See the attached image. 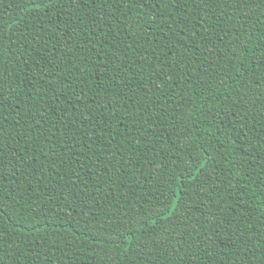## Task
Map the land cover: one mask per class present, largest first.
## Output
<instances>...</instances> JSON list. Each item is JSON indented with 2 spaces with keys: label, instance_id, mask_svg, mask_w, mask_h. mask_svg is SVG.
Instances as JSON below:
<instances>
[{
  "label": "trees",
  "instance_id": "obj_1",
  "mask_svg": "<svg viewBox=\"0 0 264 264\" xmlns=\"http://www.w3.org/2000/svg\"><path fill=\"white\" fill-rule=\"evenodd\" d=\"M101 7L105 20L97 29L96 39L103 41V46L98 45L81 59L76 56L77 49L82 51L85 41L91 40L85 25L96 26L98 12L91 5L77 6L70 12L67 4L57 9L60 15L49 18L48 35L44 36L38 32L39 26L28 20L31 14L25 15L17 6V0H0V19L13 25L3 27L0 41L7 102L0 121L7 116L2 126L19 141L15 155L7 153L12 163L4 169L3 193L9 213H14L17 201L19 207L25 202L32 205L28 226L40 221L41 228L27 235L17 234L19 241L14 235L6 236L0 246V264H264V240L259 238L264 233V201L259 197L264 189L260 98L246 97L251 112L247 120L242 118L244 109L237 116L224 115L230 104L229 93L231 99L243 95L241 81L253 69L259 71L257 65L264 58L261 9L254 5L249 14L246 4L222 0L213 5L220 13L218 17L209 14L211 19H201L204 12L195 9L179 22L173 7L154 8L152 0L146 8H133L132 17L127 16L129 6L116 0H107ZM237 9L241 17L248 15L243 24L237 19ZM78 14L85 19H77ZM73 26L76 35L70 34ZM37 42L39 51L35 50ZM233 51L231 63L240 69L235 72L233 68L230 73L235 80L225 77L223 70ZM222 77L226 84L219 90L213 88L204 96L195 94ZM54 96L60 98L59 104ZM189 98L191 102L182 107ZM208 109L216 113L208 116L211 127L201 116ZM20 117L33 123L22 134L15 127ZM38 119L41 124L37 129ZM222 121L252 139L241 142L234 133L227 138L222 135L221 145L214 132L223 128ZM193 127L195 131L190 134ZM8 142H12L11 137ZM189 152L194 158L200 157L201 163L207 161L211 195L204 177L193 187L195 170L178 180L174 193L182 185L194 194L201 189L203 192L194 195V203L181 197L177 218L188 227L177 230L183 235L176 237L170 229L164 236L159 228L168 225L161 220L156 236L169 243L158 249L151 247L145 241L153 231L152 222L146 221L149 233H143L137 213L147 217L143 209L160 206L161 193L169 190L168 179L183 172L181 162H187ZM21 153L30 160L33 156L39 159L25 165L19 158ZM51 161L55 163L49 167ZM17 170L20 191L14 190ZM40 197L45 203H40ZM166 198L177 203L175 195ZM171 203L168 212H172ZM209 209L216 214L214 227L205 223ZM33 215L35 220H31ZM57 224L63 225L59 232ZM128 224L134 226L131 232L126 231ZM116 225L120 226L119 239ZM192 236L198 242L194 243ZM17 242L19 247L14 246Z\"/></svg>",
  "mask_w": 264,
  "mask_h": 264
},
{
  "label": "snow or ice",
  "instance_id": "obj_2",
  "mask_svg": "<svg viewBox=\"0 0 264 264\" xmlns=\"http://www.w3.org/2000/svg\"><path fill=\"white\" fill-rule=\"evenodd\" d=\"M222 2V0H152V6L154 8L160 9L161 5H163L164 8H168L169 6L173 7L176 12L177 20L179 22H182L186 17L187 13L191 10L198 9L200 11L204 12V17H201V19H211V16H216L218 17L220 15L219 12H215L213 10V5H218ZM229 3H232L234 5H240L244 6L245 4L249 7V14H251L253 6H258L261 11H260V17H264V0H228ZM107 0H17V6L22 7L24 10L25 15H28L29 13L31 15H28V20L32 22L33 26H39L38 32L43 33L44 36H47V29L49 27V18L55 14V16H59L60 12L57 11V9H62L64 8V5L67 4L69 6V12L74 10L75 7L80 6V7H87L89 5L92 6V8H95L98 12V15L96 16L94 23L96 24L95 27L91 25H85V27L89 28V31L91 33V40H86L85 43L82 45V51L81 49H77L76 51V56L80 57L83 59L84 55L87 53H90L91 51H94L97 49L98 45L103 46V41L97 40V29L99 28V25L104 23L105 16H104V10L101 7L102 4H106ZM117 4H126L129 7L126 9L127 11V16L132 17V9L133 8H146L149 5V0H116ZM205 9L207 11H205ZM116 11H120L119 8L116 9ZM69 12L64 13L66 16L69 15ZM211 14V16L209 15ZM236 15L237 19L241 24L244 23L246 19H248V15H245L243 17L240 16L239 10H236ZM139 16V13L137 14V18ZM79 20H84L85 17L82 15H77L76 17ZM23 20V17L21 18ZM231 19V17H229ZM177 20H174L173 22H177ZM71 23V21H69ZM7 26L8 28L13 27V25L8 24L7 21H4L0 19V41L3 40L4 38V31L3 27ZM25 27H28L26 24ZM66 30L67 26H66ZM59 32V29L57 28L56 30ZM149 31H151V25H149ZM207 31V29H205ZM24 33L21 32V35ZM71 35H76V26H73V28L70 30ZM183 32H181V35ZM195 34V33H194ZM107 35V34H104ZM239 35V33H237ZM35 39V35H34ZM221 40H223V37H220ZM251 39V37H249ZM94 41V42H93ZM91 43L92 47L88 48V44ZM67 45V42H65V46ZM30 46V45H29ZM117 49H119L120 45H116ZM261 47H264V38L261 40ZM36 51H39V44L37 42V47L35 49ZM72 49L70 48L69 51ZM211 52V49L209 50ZM99 54V53H97ZM264 56V54H262ZM235 57V51H233L232 55L228 58L224 65V72H225V77H228L229 79L235 80L236 77L234 75H230L232 69L234 68L235 72H239V67L235 66L231 63V60ZM120 59H123L121 56ZM103 63V61H101ZM109 64L112 63L111 60L108 61ZM5 65L0 64V114L3 113V110L6 105V100H5V90H4V84H3V69ZM250 68L253 66L250 64ZM117 68H119V65H117ZM257 68L259 71L256 69H253V71L250 73L248 78L243 79L241 81L240 87L243 90V95H240L237 97V99H231L232 93H229L228 95V100L230 101L229 106L225 109L224 115L225 117L228 116H237L241 109H244V115L243 119L247 120L248 116L251 115V112L248 111L250 105L246 103V97H251V96H258L260 98V104L259 107L261 109V112L259 113L262 117H264V58H262L257 65ZM55 71L59 72L60 68L59 65L55 66ZM51 72V69H50ZM151 77V74L149 75V78ZM257 79L260 80V83H257ZM226 84V80L222 77L215 85L209 84L207 88H200L196 90L195 94L199 96H204L213 91V88H216L219 90L222 86ZM9 88L11 87L10 85L8 86ZM160 87H163V85H160ZM81 96L84 95L83 90H81L80 93ZM31 99L32 97L29 95L28 97ZM53 100L55 103L59 104L60 103V98L58 96H54ZM237 100L239 103H237ZM190 98L189 100H186L184 102V105L182 107H186L190 103ZM128 101H125V106L127 105ZM256 101H252V105H255ZM109 107H112V102H108ZM8 107H12L11 104L7 105ZM90 105H85V108L89 107ZM41 107H45L44 105H41ZM15 111V109H14ZM139 111V109H137ZM153 111L155 109L153 108ZM219 111V108H217V112ZM44 113H42L43 115ZM216 115V113H213L212 109H208L207 112H201V116L205 122H207L208 126L211 127V121L208 119L209 115ZM71 115V113H69ZM91 115V114H89ZM88 117H84V119H87ZM187 119V117H184ZM57 119H61V117H57ZM63 119L67 120L68 117L64 116ZM117 119H121L120 117H117ZM253 119H255V116H253ZM7 122V116H4L3 121H0V246H3L5 242V237L11 235L16 236V240L19 241V236L17 234H22V235H27L29 233H32L33 231L39 232L41 231V228L39 227L40 221H37L34 224H31L28 226L30 223L28 221V214L32 212L33 206L25 202V205L23 207H19V202L17 201V208L14 210V213H9L7 210L8 207V201L7 198L5 197L3 193V182H4V169L6 167V164H11L12 159L7 157L8 152H12L14 155L17 151L15 145L19 143L18 140H16V137L11 133V132H6L2 126L3 123ZM147 122V121H145ZM72 123H75L73 120ZM224 126L223 128L217 127L214 132L215 138L220 142V144H223V140L220 139V137L223 135L225 138L229 134H235L239 136L240 141H250L252 139L251 136H246L242 132L238 131L235 127L229 128L227 126L226 121L221 122ZM41 124V120H35V126L37 129L39 128V125ZM192 124L195 125L196 121H192ZM11 127V126H10ZM15 127L19 128L21 130V134L25 130V128H32L33 123L30 122L29 120L25 119L24 117H20L19 119L16 120ZM175 128L176 125H173ZM187 127V125L185 126ZM243 127V125H241ZM181 131H184L182 129ZM195 131V128L193 127L192 129H189V133L191 134L192 132ZM205 132H207V129H205ZM141 135H145V132L141 130ZM11 137L12 142H8V138ZM115 138V137H114ZM260 140L264 141V133L260 134ZM198 147H203V145H198ZM239 147V144L237 145ZM253 152H255V145L252 146ZM247 149H245V153H247ZM206 152V150H205ZM115 154H113L114 158ZM22 162L27 165L29 163L35 164L36 160L39 159L38 156H33L31 160L29 157L23 153H21L19 157ZM215 163V160L213 161ZM55 161H51L49 167H51V164H54ZM184 167H183V172L178 173L176 176L170 177L167 181L169 185V190L166 193H161L159 199H158V204L160 205L156 210H153L151 208L148 209H143L144 211L148 212V216H140L139 212L137 213L138 220L137 224L141 225V231L143 233H149V227L144 226L146 224L147 220H151V228L153 229L152 233L148 238L146 239L145 243L150 245L151 247H156L157 249L160 246H166L169 241L162 239V238H157L156 236V230L158 229V225L160 221H164L166 225L165 227L159 228V231H162L164 236L169 235V230L171 229L172 232L175 233L176 237H180L183 235L182 230L178 231L177 229H182L183 227H188V225H181L178 222L177 218V211L179 207L182 206L180 203L181 197H184L188 200H190L192 203L195 202L194 200V195H200L203 192V189L200 190V192L197 193H192L190 192L186 186H181V190L178 193H174L172 191L173 188L177 186L178 180H183L185 175H190L192 170L196 171V176L193 177L194 184L193 187L196 186V184L199 183L200 177H204V183L208 186V195H211V189H212V184L210 180L208 179L206 173L208 170V165L207 161L201 163V158L196 157L194 158L192 154L189 152L187 155V162L185 163L184 161L181 162ZM262 165H264V162H262ZM91 171V169H90ZM215 171V169H213ZM262 172H264V167H262ZM57 175H60L59 169H57ZM17 178V184L15 185V191H20L19 188V183H18V178H19V170H17V173L15 174ZM43 175V173H41ZM77 179H83V177L77 176ZM37 181H39V177H37ZM246 187V186H245ZM175 195L177 203H171L170 199H167L166 197H171ZM253 196H256L257 193H252ZM259 197L261 198L262 201H264V189H261L259 191ZM40 203L43 204L45 201L43 200V197H40ZM171 203L172 207V212H168V206ZM214 204H217L218 201H213ZM235 207V205H233ZM199 208V205L197 206ZM220 211H223V209H220ZM210 215L205 216V223L208 224L210 227H214V221L216 220V214L213 212L212 209H209ZM248 214L251 215V209H249ZM69 215H71L69 213ZM261 215H264V213H261ZM43 219V217H42ZM31 220H35V215L31 216ZM9 221L12 223L9 224ZM172 221H177L176 223H170ZM62 224H57L56 225V230L59 232L60 228H62ZM119 225H116L114 227V231L117 233V239H119ZM133 225L128 224L126 226V231L131 232L133 230ZM74 235H78L77 233H73ZM261 240H264V233H262L259 237ZM192 241L198 242L196 240L195 236L191 237ZM179 243V241H177ZM15 247H19V243H15ZM175 247V245H173ZM262 248H264V245H262ZM141 251L144 250V246H141ZM127 251V249H125ZM147 255L151 256V252L149 251Z\"/></svg>",
  "mask_w": 264,
  "mask_h": 264
}]
</instances>
